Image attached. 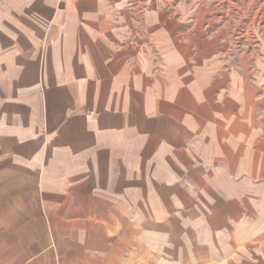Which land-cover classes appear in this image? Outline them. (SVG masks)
<instances>
[{
  "label": "crops",
  "instance_id": "0c3cea01",
  "mask_svg": "<svg viewBox=\"0 0 264 264\" xmlns=\"http://www.w3.org/2000/svg\"><path fill=\"white\" fill-rule=\"evenodd\" d=\"M122 2L7 0L6 5L94 8ZM49 18L60 23L56 11ZM137 18L119 15L116 27L115 18H106L90 31L76 24L97 23L95 15L85 20L68 15L65 21L73 26H58L45 56L23 44L1 53L6 57H0L5 66L0 70L11 63L17 75L11 99L0 100L7 103L0 111V264L163 262L159 249L166 240L138 220L146 214L138 205L154 193L166 197L170 184L184 191L183 137L180 145L171 142L174 131L176 140L184 135L189 103L183 90L170 98L169 86L181 88L184 82H170L168 74L158 78L153 94L147 49L135 42ZM189 111L198 114L194 106Z\"/></svg>",
  "mask_w": 264,
  "mask_h": 264
},
{
  "label": "rangeland",
  "instance_id": "374dc122",
  "mask_svg": "<svg viewBox=\"0 0 264 264\" xmlns=\"http://www.w3.org/2000/svg\"><path fill=\"white\" fill-rule=\"evenodd\" d=\"M122 1L92 8L0 0V55L23 44L45 56L58 26L71 24L68 15L84 20L95 15L97 23L76 24L90 31L106 18H115L116 27L119 15L138 17L135 42L147 49L153 94L168 74L170 82H184L181 88L169 86L170 98L183 90L189 103L184 135L176 140L174 131L171 142L180 145L183 137L184 191L170 184L166 197L154 193L138 205L146 213L138 220L166 240L159 249L165 261L159 264H264V0ZM54 11L60 23L46 21ZM166 49L178 54H165ZM176 57L182 63L176 64ZM6 64L0 70V100L11 99L17 75ZM216 90L217 96L210 93ZM6 104L0 102V111ZM193 106L198 114L189 111Z\"/></svg>",
  "mask_w": 264,
  "mask_h": 264
}]
</instances>
